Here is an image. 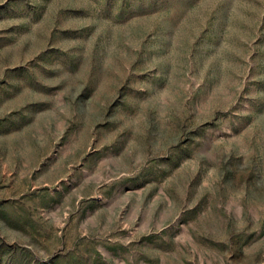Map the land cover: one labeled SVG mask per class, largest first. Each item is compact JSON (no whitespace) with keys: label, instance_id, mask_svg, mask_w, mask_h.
<instances>
[{"label":"rangeland","instance_id":"1","mask_svg":"<svg viewBox=\"0 0 264 264\" xmlns=\"http://www.w3.org/2000/svg\"><path fill=\"white\" fill-rule=\"evenodd\" d=\"M0 264H264V0H0Z\"/></svg>","mask_w":264,"mask_h":264}]
</instances>
